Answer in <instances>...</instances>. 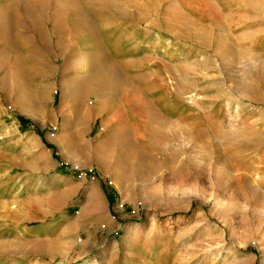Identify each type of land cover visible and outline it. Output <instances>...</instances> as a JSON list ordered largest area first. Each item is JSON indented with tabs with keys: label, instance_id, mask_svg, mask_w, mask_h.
I'll return each mask as SVG.
<instances>
[{
	"label": "rangeland",
	"instance_id": "1",
	"mask_svg": "<svg viewBox=\"0 0 264 264\" xmlns=\"http://www.w3.org/2000/svg\"><path fill=\"white\" fill-rule=\"evenodd\" d=\"M263 6L0 0V264H264Z\"/></svg>",
	"mask_w": 264,
	"mask_h": 264
},
{
	"label": "crops",
	"instance_id": "2",
	"mask_svg": "<svg viewBox=\"0 0 264 264\" xmlns=\"http://www.w3.org/2000/svg\"><path fill=\"white\" fill-rule=\"evenodd\" d=\"M71 5H72V8H74L73 7V3L71 4V3H69L68 5H65L66 7L64 8V9H69V10H67V12H69L70 11V13H71V11H72V9H70L71 8ZM67 12H65V13H67ZM72 18V17H71ZM74 43L73 42H71V45H73ZM93 45V44H92ZM86 65H88V63H86ZM19 124H20V128H21V130L23 131V132H25V130H27L28 128H27V124H30V125H32L31 124V121H29L28 119H26V118H24V117H19Z\"/></svg>",
	"mask_w": 264,
	"mask_h": 264
},
{
	"label": "bare ground",
	"instance_id": "3",
	"mask_svg": "<svg viewBox=\"0 0 264 264\" xmlns=\"http://www.w3.org/2000/svg\"><path fill=\"white\" fill-rule=\"evenodd\" d=\"M132 3H133V2H132ZM65 7H66L65 5H62V8H65ZM263 7H264V6H263ZM62 8H61V9H62ZM24 99H25V98H23V100H24Z\"/></svg>",
	"mask_w": 264,
	"mask_h": 264
}]
</instances>
